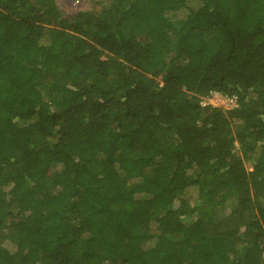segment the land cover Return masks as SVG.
<instances>
[{"label":"trees","instance_id":"trees-1","mask_svg":"<svg viewBox=\"0 0 264 264\" xmlns=\"http://www.w3.org/2000/svg\"><path fill=\"white\" fill-rule=\"evenodd\" d=\"M75 1L0 0V264H264V0Z\"/></svg>","mask_w":264,"mask_h":264},{"label":"rangeland","instance_id":"rangeland-1","mask_svg":"<svg viewBox=\"0 0 264 264\" xmlns=\"http://www.w3.org/2000/svg\"><path fill=\"white\" fill-rule=\"evenodd\" d=\"M57 1L65 17L75 14L78 10H87L91 8L90 4L84 1L82 2H76L75 0H57ZM248 168L249 170H251L250 166H248ZM214 216H215V220H222L224 215L222 211H218V212L216 211Z\"/></svg>","mask_w":264,"mask_h":264},{"label":"built area","instance_id":"built-area-1","mask_svg":"<svg viewBox=\"0 0 264 264\" xmlns=\"http://www.w3.org/2000/svg\"><path fill=\"white\" fill-rule=\"evenodd\" d=\"M201 104L203 106L210 104L216 107H222L227 110H233L235 108H238L236 97H230L228 95H224L223 93H219V92L211 93L210 96L204 98L201 101Z\"/></svg>","mask_w":264,"mask_h":264}]
</instances>
